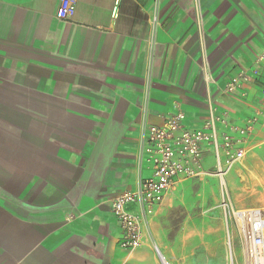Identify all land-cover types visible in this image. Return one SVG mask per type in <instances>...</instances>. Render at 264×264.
<instances>
[{
    "label": "crops",
    "instance_id": "obj_1",
    "mask_svg": "<svg viewBox=\"0 0 264 264\" xmlns=\"http://www.w3.org/2000/svg\"><path fill=\"white\" fill-rule=\"evenodd\" d=\"M60 1L0 0V264H173L175 248L216 247L212 226L186 224L169 240L164 223L208 175L219 202L227 193L237 209L260 208L235 205L230 170L212 173L222 148L207 146L204 173L151 215L128 206L142 221L136 249L120 246L111 201L152 175L146 132L175 110L189 129L223 116L220 145L237 126L250 129L246 153L264 146V0H78L69 20L56 16ZM220 210L232 252L240 239Z\"/></svg>",
    "mask_w": 264,
    "mask_h": 264
},
{
    "label": "built area",
    "instance_id": "obj_2",
    "mask_svg": "<svg viewBox=\"0 0 264 264\" xmlns=\"http://www.w3.org/2000/svg\"><path fill=\"white\" fill-rule=\"evenodd\" d=\"M77 2L78 0H61L57 18L71 19L76 12ZM257 63H264V54L258 57ZM248 79L246 73L232 78L225 91L233 93L241 89ZM184 118V112L178 109L169 113L163 125L148 127L145 151L153 173L138 189L124 190L111 201L112 215L122 230L120 246L124 249L133 250L142 244V221L128 209L129 205H138L145 216L151 215L179 181L196 178L204 173L203 153L207 146H212L216 151L222 148L226 152L224 164H219L212 171L219 176L226 174L245 157L244 148L239 146L249 135V127H233L235 134L224 133L220 145L215 124L217 121L227 124L223 116H211L197 129L185 127ZM219 206L236 225L244 264H264V209H237L227 193H224Z\"/></svg>",
    "mask_w": 264,
    "mask_h": 264
},
{
    "label": "rangeland",
    "instance_id": "obj_3",
    "mask_svg": "<svg viewBox=\"0 0 264 264\" xmlns=\"http://www.w3.org/2000/svg\"><path fill=\"white\" fill-rule=\"evenodd\" d=\"M258 166V167H257ZM238 172L231 177L234 169ZM226 180L241 181L238 188L229 184L235 205L241 204L264 209V146L250 149L242 163L234 165L225 175ZM228 182V181H227ZM184 189L185 203L176 206L171 216L165 221L164 228L172 240L186 224L200 222L203 227L212 226L219 236V242L211 248L194 244L190 247H178L172 250L173 264H244L241 242L234 239L232 252L226 242L225 220L219 207L221 181L217 176L208 175L203 179L193 180ZM241 202H240V201ZM198 245V246H197Z\"/></svg>",
    "mask_w": 264,
    "mask_h": 264
},
{
    "label": "bare ground",
    "instance_id": "obj_4",
    "mask_svg": "<svg viewBox=\"0 0 264 264\" xmlns=\"http://www.w3.org/2000/svg\"><path fill=\"white\" fill-rule=\"evenodd\" d=\"M164 264H169V263H166L165 260H164Z\"/></svg>",
    "mask_w": 264,
    "mask_h": 264
}]
</instances>
